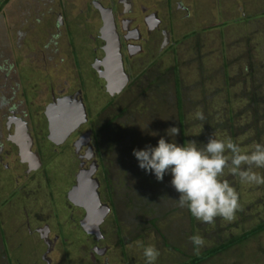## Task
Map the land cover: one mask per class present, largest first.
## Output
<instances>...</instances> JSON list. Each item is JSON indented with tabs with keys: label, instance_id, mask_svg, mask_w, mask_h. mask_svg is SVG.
<instances>
[{
	"label": "rangeland",
	"instance_id": "rangeland-1",
	"mask_svg": "<svg viewBox=\"0 0 264 264\" xmlns=\"http://www.w3.org/2000/svg\"><path fill=\"white\" fill-rule=\"evenodd\" d=\"M29 1L31 3H27ZM100 1L106 7L113 6L117 17L131 18L133 20L131 27L137 26L141 31V37L143 34L145 35L144 39H147V28L143 19L145 13L140 8L141 4L147 7V11L158 13L162 20L161 28L172 29L173 32L179 35L192 29L191 37L184 40L178 47H174V44H172L171 48L163 50L159 49L161 33L155 32L153 36H149L151 42L147 47L152 46V49H154V55L152 54L151 57L145 52L146 44L144 45L142 38L141 40L138 38L133 39L135 44H143V50L128 54L126 47L123 46L122 51L123 54L125 52L127 55L125 58L128 57L129 59L127 60L128 70L133 75L140 73L143 65L152 60L155 63L154 68L158 67V69H165L176 63L181 69L183 84L188 87L186 88L188 95L189 93L190 95L200 94L193 88V85L199 77V56L200 54L204 55L203 64L208 71L206 73H209V78L212 77L210 83L206 84V88H208L206 92L207 101L211 107L213 105L224 106L219 96L215 97L213 94L216 88L225 86L224 56L228 60L227 74L230 77H234L242 71L244 73L245 66L248 64L245 55H243L247 45V42L244 41L251 38L249 43L253 54L251 62L258 66L264 64V0H131L133 1V11L127 14H121L125 7L122 0ZM92 2V0H10L0 10V64L3 67L0 69V96L4 95L8 98L9 95L13 94L14 98L11 97V101H15L18 110L27 113L25 115L26 119L31 121V117L35 116L37 122L38 120L45 122L43 111L45 106L52 100V93L59 95L75 92L79 86L84 90L85 102L87 106L90 105L94 121L99 117L98 111L110 99L111 96L108 94L105 84L98 78L93 68L95 58H102L103 56L102 46L104 41L100 34L103 19L100 11ZM27 4L32 6L28 7ZM46 9H49L51 13H46ZM61 10L67 16L68 26L58 27L56 25L57 13ZM40 14L44 19L43 23L39 22L41 20ZM25 15H27V18ZM24 18L27 22L22 24ZM35 20L37 21L36 25H30ZM119 22L121 20H117V24ZM45 25L51 29L50 33L49 31H47V34L45 33ZM56 32L57 34H55ZM198 37L203 42L200 51L197 48L195 50V45L199 40ZM237 55H241L242 59H237ZM227 88H224L220 96L228 95ZM240 89L241 83H237L229 88V92L230 94H237ZM120 97H123V93L117 96L116 99L118 100ZM149 97V94H147L145 99ZM124 100L126 102L127 97ZM145 106V102L137 106L131 105L129 111L123 117L115 119L113 122H111L112 113L105 114H107V118L110 117V122L114 123V127L125 129L128 125L130 126L129 120L133 118L134 113L143 112V116L136 117L139 121L136 129L140 132V135L145 132L159 133L167 128V123L168 126L172 125L168 116L166 117L169 122L161 119V115L160 120H157L155 113V117L153 114L150 115L151 113H145L147 112ZM114 110H117V108H114ZM193 110L195 108L191 107V111ZM245 114L248 115V113ZM135 115H138V113ZM191 115L192 117L195 116V112H192ZM244 122V120H241L238 124ZM145 125L148 126L149 130H143ZM203 126V123L197 124L192 126L191 130L197 132ZM137 136L139 135L137 134ZM238 142L242 150H250L258 141L255 140L253 131H246V133L239 135ZM260 142L264 143V135ZM42 143L46 145V141H42ZM105 146L106 144L101 143V151L107 155V162L110 160V149ZM49 156L46 157L47 160ZM63 157L70 158V160H53V163L48 166L50 168L48 176L51 178V184L54 187L53 192L56 197L54 199L57 200V204L54 201L51 202L48 198L53 193L49 188L51 184H47L45 172H36L35 175L34 173L25 174L26 166L20 163L17 157L16 162L8 161L11 166L10 172L6 173L4 171L3 173L0 168V219L3 223V229H5V236L8 239L6 253L0 243V264H124L121 261L119 248H116V250L111 249L106 254H100L102 247L96 246L97 242L93 235L85 233L77 225L75 232L72 231L70 228L71 226L74 227V224L71 220H67L69 226L65 223L69 210L66 209L67 206L64 207L67 199L65 191L72 184L68 179V175L70 171L73 172L74 170L76 172L78 170L79 161L74 157V149L71 144L65 152L54 155L53 159ZM3 162L7 164V159L4 158ZM0 166L3 167L1 163ZM255 170L264 175V168ZM168 178L169 176H164L162 181H167ZM224 178H227L232 184L237 181L243 207H247L260 198V208L256 207L250 212L259 211L261 214L257 213V215L264 214V184L251 186L241 184L238 176L233 177L227 174V169H225ZM136 179L138 177L132 174L128 177V181L132 182L133 188H139L142 191L148 190V193L142 192L141 196L144 200L147 197L146 203L148 205L155 206L154 201L150 200H158L151 196L152 193L153 195L158 194L156 193L157 189H151L146 180L140 183ZM59 184L63 193L57 197L55 187ZM19 187H24V190L22 189L21 193L16 194ZM251 187L257 189L254 190ZM170 192L172 194L168 193L169 201L174 200L173 198H177L179 195L176 191L174 194L172 189H170ZM169 201H166L165 204ZM170 202L165 208V212L168 211L171 214L164 217L162 215L158 221L159 226L166 232L171 231L170 228L172 229L177 225H180L179 231L187 230L189 224L185 209L181 207L184 210L183 216L186 217L185 225L181 226L183 225V216L180 217L181 214H179L181 209L179 208L175 213H172L173 204ZM62 203L65 204L62 205ZM24 208L32 213L31 216L35 212H43L44 219L41 221L35 220L31 222V225L39 226L46 219L45 222H48L52 228V234L59 231L56 217L58 216V210L61 212L62 219H59V224H62V227L64 226L66 243L62 244L61 240H58L54 244L55 248L48 253L50 262L41 258L45 247L40 248L39 244H36L38 236L35 234L30 235L31 237L27 235V218ZM56 211L57 214L55 215ZM130 212L134 213L133 210H130ZM75 215L77 216V214ZM104 224L106 226L102 225V228L106 231V241L109 245L110 243L114 244L112 242L114 227L109 228L111 225L108 222ZM261 237L264 239V232ZM20 240L25 242L19 247ZM146 242L157 246L158 237L152 233V235L130 244L132 264H145L141 245ZM247 246L252 251V245L248 244ZM93 249L99 252L95 258L96 261L94 259L96 253L91 252ZM162 251L164 257H168L171 253L169 249ZM189 252H192V250ZM171 254H173L172 260L184 257L178 252ZM229 257L230 255L227 258L225 257L227 263ZM158 260L157 257L155 262L160 264Z\"/></svg>",
	"mask_w": 264,
	"mask_h": 264
},
{
	"label": "trees",
	"instance_id": "trees-1",
	"mask_svg": "<svg viewBox=\"0 0 264 264\" xmlns=\"http://www.w3.org/2000/svg\"><path fill=\"white\" fill-rule=\"evenodd\" d=\"M8 1L9 0H0V9L2 5L6 4ZM190 35H192V31L187 32L184 39H188L191 37ZM250 41L251 38L244 41L247 42V45L243 55H245L248 61L244 73L242 71L236 76L230 77L227 74V57H223L225 86L223 88H216L213 92L215 97L219 96V99L222 100L224 104L223 107H218L217 105H213V107H211V105L209 106L206 93L208 88H206V84L210 83L212 77L209 78V73H206L208 71L203 64L205 56L200 54L198 61L199 77L193 85V88L200 94L190 95L189 93L188 95V91L186 90L188 87L183 84L181 69L174 63L165 69H158V67H155L151 69L150 72H148V70H142L140 72L141 74L138 73L135 79L138 81L145 71L148 73V78H146L144 82L142 81L139 87H136L139 88V92H136V88H133L135 83H132V87H128L126 93L123 95L124 97H120L118 100L116 99L117 101L114 97H110L103 109L107 112V109L111 107L109 104H112L113 108H117V110L111 112V122H113L115 119L123 117L126 112L129 111L131 105L137 106L145 102V108L147 109L145 113H151L150 115L153 114L154 117L157 115V120H160L159 117L161 115V119L167 121L168 118L166 116H168L171 119L170 123L175 124L179 128L180 131L175 137L178 143H186L188 140H195L198 146L202 147L203 145L199 142L206 141L208 136L212 134L217 138L230 137L240 145L238 137L240 134L246 133V131H253L255 140L260 142L264 135V64L258 66L251 62L253 54L251 53ZM202 43L200 39L197 40L195 50L197 48V50L200 51ZM236 58L242 59L241 55H237ZM237 83H241L239 93L230 94L229 88ZM224 88H227L226 91L228 95L220 96ZM147 94H149L150 97L145 99ZM125 95H127L126 102L124 100L126 98ZM191 107H194L195 110L191 111ZM197 111L203 112V120L195 116L192 117L191 113H196ZM136 113H138V115H135ZM136 113H134L133 118H130V120L128 119L130 123L129 121L127 122L130 126L128 125L125 129H117L113 126V123L112 127H109V123L103 125V128L108 130L107 133H104L100 125L101 117H97L95 121H92L96 128V134L100 135V138H105L107 141L106 147L110 149L111 156L108 161L111 163L115 162L118 165L117 169L122 170V175L116 177L118 179L116 188L119 189V198L117 200L120 201L118 204L122 203L126 205L123 206L122 210L127 213L129 211V214H127L125 218L126 224L120 222L121 226H118L117 231L119 233L118 244L120 245L121 261L124 264H132V252L130 251L132 248L130 244L138 239L142 240L154 233L158 237V245L156 247L160 251L158 256L160 264H264V239L261 237V234L264 232V214L257 215L259 211L255 213L250 212L252 209L259 207L261 203L260 198L247 207H243L240 197L241 207L236 212L231 222H226L221 217H216L213 224H204L197 221L185 207L184 209L189 224H187V230L179 231L180 225L174 226L172 229L170 228L171 231L169 232L162 230L158 224L160 217H162V215L164 217L171 214L168 211L165 212V208L171 201H169L168 193L172 194L170 189L174 190L170 188L171 176L165 174V176H169L167 181L156 180L153 174L145 172L138 167L137 160L132 150L133 148L144 147L149 143L155 145L159 137L165 135V132L162 130L156 133V135H151L150 132H145L146 134L143 132L144 134L140 135V132L136 129L139 124L136 117L143 116V112ZM154 113L156 115H154ZM245 113H248V115ZM241 120L245 122L238 124ZM201 123L204 124L201 130L197 132L191 130L192 126L197 124L200 125ZM166 127H168V123ZM143 130H149L148 126L145 125ZM137 134L139 136L136 137ZM166 139H168V137H166ZM129 162L131 163L130 165ZM127 167L131 169V174L138 177V179L140 177L145 178L144 181H147V185L151 186V189H157L156 193L158 194L153 195L151 192V196L158 200H150L152 202L154 201L153 204H155V206L148 205V203H146L147 197H145L144 200L141 196L142 192L148 193V190L142 191L139 188H133L131 181L129 182L121 179L127 171ZM108 168H110V166H105L106 174L104 180L105 187L109 189L112 183V171L109 172ZM125 184H127L126 186L129 188L127 192L128 195L123 192ZM233 184H237L235 186L238 191L239 186L237 181ZM252 189L256 190L257 188ZM173 199L174 200L171 201L173 204L171 212L175 213L179 208L181 209V207L178 206L176 199ZM166 201L169 202L165 204ZM125 202L127 204H124ZM130 209H133L134 213L130 212ZM145 214L148 218L142 221ZM179 214H181L180 217H182L184 210L181 209ZM182 220L183 225L181 226H184L186 223L185 215ZM193 233H199L203 236L205 241L204 245L198 250H194L191 241L188 239ZM147 244L146 242L144 245ZM248 244L252 245V251L248 248ZM165 249H169L171 253L178 252L184 257L182 259L177 258L172 260L171 257H173V254L171 253L168 257H164L162 250ZM190 250H192V252H189ZM229 255V262L227 263L225 257L227 258ZM231 255H233V257H231ZM175 257L177 256L175 255ZM155 264H157V262H155Z\"/></svg>",
	"mask_w": 264,
	"mask_h": 264
},
{
	"label": "flooded vegetation",
	"instance_id": "flooded-vegetation-1",
	"mask_svg": "<svg viewBox=\"0 0 264 264\" xmlns=\"http://www.w3.org/2000/svg\"><path fill=\"white\" fill-rule=\"evenodd\" d=\"M92 1H93L92 2L93 5L95 7H96L95 3H101L102 2L100 0H92ZM122 1L124 3L125 7L123 8V11L121 14H123V13L127 14L128 12L133 11V1H131V0H122ZM9 2H10V0L6 4H8ZM27 3H31V1H29ZM6 4H3L1 9H3V6ZM27 5H28V7L32 6L31 4H27ZM110 8H112L113 13H114L115 22L117 25V31L120 35V40L122 43V49H123V46H125L127 51H128V54H132L133 52H137V51L144 49L143 44H135L134 43L135 38H138L139 40H141V38L143 39L144 45L146 44L145 45V48H146L145 52L147 53V55H149L151 57L154 49H152V46L147 47V45L151 42V39H149L148 37L153 36V34L155 32L161 33V39L159 40V44H160L159 49L163 50V49H167L172 44H174V47L175 46L178 47L179 44H181L185 40L184 39L185 34L189 31H192V29H190L189 31L181 33L179 35V34L173 32L172 29L169 30L168 28H161L162 20L159 17L158 13L156 11L155 12L147 11V7L144 6L143 4H141L140 8L145 13L143 16V19H144V22H145V25L147 28V30H146L147 39H144L145 35L143 34L141 37V31H139V28L137 26L131 27L132 22H133V20L131 18L117 17V15L114 11V7L112 6ZM45 12L48 14L51 13V12H49V9H46ZM41 16L42 15L40 14V17ZM23 17H24V15H23ZM25 17L27 18V15H25ZM66 17L67 16H66V14L63 13V10L59 11L57 13L56 25L58 27L68 26L69 22H68ZM35 18H39V17H35ZM105 18L107 19L106 16H105ZM37 20L39 21V19H37ZM117 20H121V22H119V24H117ZM22 22H23L22 24H24L27 21L24 18V20ZM36 22L37 21L35 20L34 22H31L30 25H36ZM39 22H41V23L44 22L43 17H41V20ZM44 29H45L46 34H47V31H49V33H50L51 29L49 27H47L46 25L44 26ZM11 32H12V29H11ZM55 34H57V32ZM122 53H123V51H122ZM126 56L127 55L124 52V54H123L124 67H125L126 72L129 74V80L127 81L126 85L118 93L116 92L114 94H111V92H110L111 91L110 87L112 86V88H113V85H112L113 83L110 81H108V83H107L105 77L100 75V73L98 72V70L96 68L97 58H95V62H93L94 63L93 68L96 71L98 78L100 80H102V82L105 84L107 92L111 96V98L114 97L116 99V97L122 93L124 95L126 93V90L128 89V87L129 88L132 87V83H135L134 84L135 87L133 86V88H136L137 86L139 87L141 85L142 81L144 82V80H146V78H148V73L145 71V73H143L141 75L140 79H138V81H137L135 78L137 77L138 74L133 75V73L129 72V70H128L127 60H129V59H128V57L126 59L125 58ZM154 65H155V63H153V60H152L149 63L144 64L142 70H148V72H150L151 69L154 68ZM2 68L3 67L0 64V69H2ZM100 68H103V66L100 65ZM134 80H136V81H134ZM136 91L139 92V88H136ZM83 92H84L83 88L79 86V88H77V90H75V92L64 93V94H59V95L52 93V100L45 106V109L43 111V118H44L45 122H42L41 120H38V122H37L35 120V116H33V118L31 117V121L29 119H26L25 115L27 113L23 110L22 111L18 110L19 108H17L18 105H16L15 101H13V102L11 101V97L14 98L13 94L9 95L10 97H8V98L4 97V95H1L0 97H2V98H0V163L3 167L0 166V168L3 170L2 171L3 173H4V171L6 173L10 172L11 166H10V164H8V161H10V160L15 161V159L17 157L18 160L20 161V163H23L26 166L25 174L29 175V173H34V175H35L36 172L43 171L47 175V184H51V178H49V176H48V173L50 172V168L48 166L50 165V163H53L52 162L53 160L66 161V159H67V157L66 158L63 157L60 159H53V156L58 155L59 152H65V150L68 148V146L70 144H71V146L73 145L74 157L76 158V160L79 161V166H78V170L76 172L74 170H73V172L70 171V173L68 175V179H69L70 183H72V184L70 185V188H68L65 191L66 192V198H67L66 199L67 201L65 200L66 204L62 203V205L65 204L64 207L67 206V208H66L67 210L69 209L68 215L66 216L65 223L68 222L67 220H69V221L71 220V222L74 224V227L71 226V228H70L72 231L75 232V230L77 229L76 228V225H77L85 233L93 235L94 238L96 239V242H97L96 246L102 247V249L100 250V252H101L100 254H106L111 249L116 250V248H119V251H120V245L118 244L119 233L117 232L118 226L120 225V222L126 224L125 218H126V215L128 214L127 212L122 210L123 206H126V205H123L122 203L118 204V202H120V201L117 200L119 198V196H118L119 189L116 188V182H118V179L116 177L122 175V170L117 169L118 165L115 162H112V163L109 161L106 162L107 155L102 153L101 143H103L105 145L107 141H106V139L104 140L103 138H100V135L96 134V132H95L96 128L92 122L93 117L91 115L90 105H88V106L86 105V102H85L86 98H85V94ZM65 96L71 97L72 100L77 99L79 97L80 98L82 97L83 102L85 104L86 111H87V120L84 123H81L78 126H76L74 129H72L67 134L66 139L60 140V138H56L55 136H51L50 121L46 117L45 110L50 105L56 103L59 98H62ZM126 96L127 95H125V97ZM109 105L111 107L109 109H107V112L105 109H103L104 106L102 107V109L100 111H98V116H99V118L101 117L100 118V125H101L104 133H107L108 130L103 128V125H105L106 123H109V127H112V123L110 122V117L107 118V114H105V113L113 112L114 108H113L112 104H109ZM113 126H114V123H113ZM105 136H106V134H105ZM42 141H46V145H43ZM22 153H25L26 154L25 158L31 159L30 161H32V159H33L32 156L36 158L37 154H38L40 156L41 164L36 168L33 167L32 165L30 166L29 161H23L22 160ZM46 154H47V156L51 155L48 157V160L46 158L47 156H45ZM58 157H62V156H58ZM4 158L7 159V164L3 162ZM67 160H70V158H68ZM15 162H14V164H15ZM34 162L35 161L33 160V163ZM130 164L131 163L129 162V165ZM46 166H47V168H46ZM105 166H107V167L110 166V168H108L109 172L112 171V174H111L112 183H111V186H109V189L107 187H105V180H104V176L106 174ZM126 169L128 172H125L124 176H122L121 179L128 181V177H130V174H131V169H129V167H127ZM91 170H92V175H91L92 178H97L99 181L98 192H99L100 200L102 203L107 204L110 208V211L107 213V215L104 217L102 223L100 224V229H101V235L100 236H97L95 233H89L84 229L81 221L83 220V218L86 214V210L83 206L78 205L75 202H73V199L71 198V193H70L72 188L78 182V175L82 174L83 171H91ZM140 178H142V177H140ZM140 178L136 179V181L141 183V182H143V180L145 178H142V179H140ZM126 185L127 184H125L124 185L125 187H123V192H125V194H127V192L129 191V188ZM23 188L19 187L17 189L16 194L21 193ZM49 188L51 189L53 194H50L48 198H49V200H51V202L54 201V203L57 204V200L54 199L56 197H55V193L53 192L54 187L52 186V184L49 185ZM55 190L57 191V194H56L57 197H59V195H61L63 193L60 184L55 187ZM124 204H127V203L125 202ZM51 205L53 206V203ZM41 208H43V207H41ZM24 210L26 211V218H27V221H26L27 235L30 236V235L35 234L38 236V242L36 244H39L40 248L45 247V249L43 250V253L41 254V258H43L45 261L47 260L48 262H50L48 253H50L52 251V249L55 248L54 244L58 240H61L62 244L66 243V241H65L66 240V237H65L66 234L64 231V226L62 227V224H59V219L60 220L62 219L61 218V212L58 210V216L56 217L57 221H58L57 224L59 225V228H58L59 231H58V233L52 234V228L48 222H45L46 219L43 221V224H40L39 226L38 225L37 226L31 225V222H33L35 220L41 221L44 219L43 214H42L43 212H40V213L35 212L31 216L32 213H30L28 211V209L26 210V208H24ZM56 214H57V211L55 212V215ZM75 214H77V216ZM69 215H70V218H69ZM46 217H47V215H46ZM147 217L148 216L145 214L142 221L144 219H147ZM107 222L109 225H111V227L108 225L109 228L112 229V227H114V230H115L114 234H113V240H112V242L114 244L110 243V245L106 241V231L102 228V225L106 226V224H104V223H107ZM68 226H69V224H68ZM105 226H104V228H105ZM3 228H4L3 223H2V220L0 219V243L2 244L3 250L6 253L7 252L6 247H7L8 239L5 236V233H4L5 229H3ZM74 232H72V233H74ZM14 234L16 235V233H14ZM24 242L22 240H20L19 247L21 245H23ZM113 247H115V248H113ZM91 252L96 253V254L94 253L95 254L94 259H95L97 257L96 256L97 253H99V252L95 249H93ZM95 261H96V259H95ZM105 264H107V263H105Z\"/></svg>",
	"mask_w": 264,
	"mask_h": 264
},
{
	"label": "clouds",
	"instance_id": "clouds-1",
	"mask_svg": "<svg viewBox=\"0 0 264 264\" xmlns=\"http://www.w3.org/2000/svg\"><path fill=\"white\" fill-rule=\"evenodd\" d=\"M195 117L203 120L204 114L197 111ZM179 131L175 124L169 125L155 145L133 148L138 167L153 174L158 181L170 174V184L179 194L175 198L178 206L186 207L197 221L213 224L216 217H221L231 222L241 207L240 194L224 178L225 169L228 175L238 176L241 184H264V175L255 170L264 168V143L257 142L250 150H242L230 137L217 138L211 134L206 141L199 142L201 147L195 140L176 142ZM150 134L156 135V132ZM188 239L194 250L205 243L199 233L191 234ZM141 247L145 264H155L159 249L154 244Z\"/></svg>",
	"mask_w": 264,
	"mask_h": 264
},
{
	"label": "water",
	"instance_id": "water-1",
	"mask_svg": "<svg viewBox=\"0 0 264 264\" xmlns=\"http://www.w3.org/2000/svg\"><path fill=\"white\" fill-rule=\"evenodd\" d=\"M95 5L103 19L100 34L104 41L102 46L104 54L102 58H97L96 68L100 75L105 77L107 83L109 80L113 82V88L112 86L110 87V92L114 94L118 93L126 85L129 80V74L124 67L122 43L117 31L113 10L102 3H95ZM100 65L103 68H100ZM45 114L50 121L51 136L60 138V140L66 139L67 134L72 129L87 120V111L82 97L74 100L69 96L59 98L56 103L45 110ZM25 155V153H22V160L29 161L30 166L32 165L36 168L41 164L38 154L36 158L32 156V161L25 158ZM33 160L35 161L34 163ZM91 175L92 170L83 171L82 174L78 175V182L70 193L73 192L76 196V200H73V202L83 206L86 210V214L81 221L84 229L89 233H95L100 236V224L110 211V208L107 204L101 202L98 192L99 181L97 178H92ZM86 203L87 205L84 206Z\"/></svg>",
	"mask_w": 264,
	"mask_h": 264
},
{
	"label": "bare ground",
	"instance_id": "bare-ground-1",
	"mask_svg": "<svg viewBox=\"0 0 264 264\" xmlns=\"http://www.w3.org/2000/svg\"><path fill=\"white\" fill-rule=\"evenodd\" d=\"M110 81V80H109ZM111 82V81H110ZM113 83V82H112ZM71 198L73 199V200H76V196H75V194L73 193V192H71ZM87 205V203L86 204H84V206H86ZM90 220H93L92 218H89ZM88 219V220H89Z\"/></svg>",
	"mask_w": 264,
	"mask_h": 264
}]
</instances>
